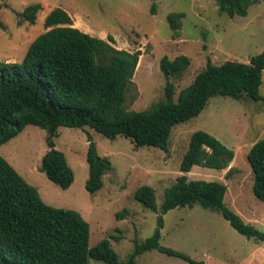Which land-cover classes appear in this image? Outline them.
<instances>
[{
  "label": "rangeland",
  "instance_id": "rangeland-1",
  "mask_svg": "<svg viewBox=\"0 0 264 264\" xmlns=\"http://www.w3.org/2000/svg\"><path fill=\"white\" fill-rule=\"evenodd\" d=\"M41 3L35 24L21 21L19 13ZM0 61L21 62L35 38L47 30L48 13L61 7L68 11L74 26L95 36L116 39V47L141 50L140 67L134 85L127 89L125 107L142 111L165 99L166 76L160 63L164 56L174 59L184 54L191 64L176 84L175 99L207 66L227 60L249 62L264 50V1L248 10L246 16L221 13L216 0H0ZM171 12H184L181 28L175 34L168 20ZM264 97V75L261 85ZM205 130L236 152L229 168L217 170L194 166L190 180L220 181L228 186L225 205L264 231V201L253 192L254 175L248 160L252 145L264 138V101L247 95L242 99L217 94L205 109L188 121L177 124L166 152L155 146L136 147L130 138H116L84 127H60L54 138L74 170L75 180L64 189L40 170L49 150L48 130L27 125L14 138L0 146V153L32 185L43 200L54 207L77 210L90 224V247L108 239L121 260H127L136 243L151 237L158 227L159 212L135 198L142 185L155 188L160 208L165 189L176 182L183 155L194 132ZM89 136L101 155L108 156L112 169L103 177V187L95 193L86 188ZM127 210L124 216L119 213ZM161 244L189 255L199 264H264V242L239 233L218 210L200 203L180 206L164 215ZM88 264H107L89 258ZM137 264H192L159 250L137 257Z\"/></svg>",
  "mask_w": 264,
  "mask_h": 264
},
{
  "label": "trees",
  "instance_id": "trees-1",
  "mask_svg": "<svg viewBox=\"0 0 264 264\" xmlns=\"http://www.w3.org/2000/svg\"><path fill=\"white\" fill-rule=\"evenodd\" d=\"M259 1L264 0H216L220 12L230 17L246 16L250 6ZM41 9L42 4L36 3L18 15L21 21L35 24ZM184 17V12L168 14L175 34ZM45 26L47 30L30 44L21 62L0 61V146L27 125L47 129L49 150L42 157L40 170L64 189L72 185L75 173L66 154L55 147L60 127L89 126L110 138L124 135L136 147L155 146L168 152L173 128L197 117L213 96L242 99L247 95L264 101V50L249 62L227 60L215 65L208 59L206 68L175 99L177 88L171 78L181 77L191 64V58L181 54L161 59L167 80L165 99L146 110H129L125 107L127 89L134 85L142 51L116 47L111 34L105 39L81 30L61 7L48 13ZM0 27H4L1 17ZM88 140L86 188L95 193L103 187V177L112 169V162L99 153L91 136ZM235 156V150L213 134L194 132L182 158V174L165 189L160 208L154 187L142 185L136 190L139 202L160 211L158 227L151 237L136 243L127 260H121L108 239L90 247V224L82 214L47 204L37 187L0 153V264H88L89 258L107 264H137L138 256L154 249L199 264L160 242L164 215L195 203L218 210L239 233L264 242V231L225 205V183L190 180L187 175L194 166L227 169ZM248 160L254 175L253 192L264 201V138L252 145ZM233 172L234 167H230L226 176Z\"/></svg>",
  "mask_w": 264,
  "mask_h": 264
},
{
  "label": "crops",
  "instance_id": "crops-1",
  "mask_svg": "<svg viewBox=\"0 0 264 264\" xmlns=\"http://www.w3.org/2000/svg\"><path fill=\"white\" fill-rule=\"evenodd\" d=\"M138 67H140V64L138 65Z\"/></svg>",
  "mask_w": 264,
  "mask_h": 264
},
{
  "label": "bare ground",
  "instance_id": "bare-ground-1",
  "mask_svg": "<svg viewBox=\"0 0 264 264\" xmlns=\"http://www.w3.org/2000/svg\"><path fill=\"white\" fill-rule=\"evenodd\" d=\"M140 64V63H139Z\"/></svg>",
  "mask_w": 264,
  "mask_h": 264
}]
</instances>
